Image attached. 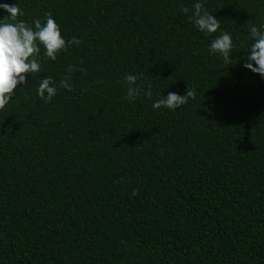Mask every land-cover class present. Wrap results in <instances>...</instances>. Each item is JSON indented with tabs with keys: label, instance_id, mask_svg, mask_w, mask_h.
<instances>
[{
	"label": "trees",
	"instance_id": "trees-1",
	"mask_svg": "<svg viewBox=\"0 0 264 264\" xmlns=\"http://www.w3.org/2000/svg\"><path fill=\"white\" fill-rule=\"evenodd\" d=\"M196 2L216 33L189 20ZM5 3L82 42L55 61L41 46L0 110V264H264V78L244 67L264 0ZM222 32L231 64L209 52ZM127 74L152 96L123 99ZM187 87V104L152 107Z\"/></svg>",
	"mask_w": 264,
	"mask_h": 264
},
{
	"label": "clouds",
	"instance_id": "clouds-1",
	"mask_svg": "<svg viewBox=\"0 0 264 264\" xmlns=\"http://www.w3.org/2000/svg\"><path fill=\"white\" fill-rule=\"evenodd\" d=\"M0 9L8 13L7 16L0 18V110H2L15 95V90L28 82V75L41 70V46L44 49V57L55 61L59 53L67 51L73 44H80L82 40L75 36L66 40L62 35L60 25L51 13L45 14L43 22L39 18L35 19L33 27L24 20L18 19L23 15L18 3L0 4ZM193 9L189 20H194L199 31L213 34L220 29V19L211 14L202 3L196 2ZM181 11L187 14L189 9L184 7ZM260 28L264 29V25ZM250 35L254 43L251 45L244 67L264 78V31L252 26ZM232 49V36L228 32H222L211 42L209 52L219 54L225 63L231 64ZM76 70L74 66H69L67 72L72 73ZM138 79L139 77L135 74L125 76L127 95L123 99L134 101L141 94L149 98L152 96L151 85H148V90L142 93V86L137 83ZM69 81L70 76H66L60 81L59 87L72 91ZM37 94L46 103L52 100L57 94V87L52 77L42 79ZM189 98H196V89L187 87L184 95L169 92L166 97L162 96L157 100L152 107L175 110L187 104ZM136 194L133 192V195Z\"/></svg>",
	"mask_w": 264,
	"mask_h": 264
}]
</instances>
